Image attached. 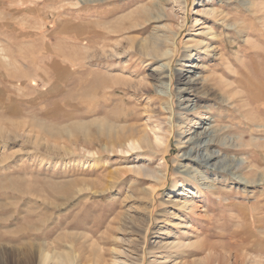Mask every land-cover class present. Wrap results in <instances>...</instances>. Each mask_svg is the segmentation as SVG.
Listing matches in <instances>:
<instances>
[{"label":"rangeland","instance_id":"374dc122","mask_svg":"<svg viewBox=\"0 0 264 264\" xmlns=\"http://www.w3.org/2000/svg\"><path fill=\"white\" fill-rule=\"evenodd\" d=\"M105 116L109 139L81 127ZM101 249L264 264V0H0V264Z\"/></svg>","mask_w":264,"mask_h":264},{"label":"bare ground","instance_id":"6f19581e","mask_svg":"<svg viewBox=\"0 0 264 264\" xmlns=\"http://www.w3.org/2000/svg\"><path fill=\"white\" fill-rule=\"evenodd\" d=\"M109 24V23H108ZM149 46V45H148ZM191 72H187V73H181V82L183 83V84H181V86H180V88H179V90L182 92V93H187L188 91H190V85H195L196 84V82L198 81L197 80V78H194L193 77V75L191 76V75H189ZM169 77V76H168ZM193 77V78H192ZM171 82V81H170ZM199 84V83H198ZM197 85V84H196ZM168 86V85H167ZM190 86V87H189ZM192 88V87H191ZM186 99V98H185ZM188 99V98H187ZM183 101V100H182ZM185 101V100H184ZM187 101V100H186ZM228 103V102H227ZM198 109V108H197ZM183 110H185V111H188V113H189V109L187 108V107H185V108H183ZM68 116V115H67ZM114 124H112L110 121H109V118L107 119V117L105 116V118H104V120L103 121H98V120H93V121H89V122H87V123H83V125H81V127L84 129V131H87L88 133H93V132H96V134L99 136V138L100 139H109L110 137H113V133L112 132H114V131H112L113 129H114V127L115 126H113ZM207 126H209V125H207ZM201 128L203 129V127H202V124H201ZM88 129V130H87ZM123 131H128L129 132V129H132L131 128V126H122V128H121ZM119 134V133H118ZM117 135V134H116ZM200 135V137L198 138V141L197 142H195V143H193V147H191L190 149H188V151L187 152H185L184 154H183V157L185 158V159H188V160H192V161H194L195 163H197V165H200V166H206V165H210V163L212 162V161H214V160H217V159H219L220 157H219V155L215 152V151H208V149H209V147L212 145V144H214V142H215V138L217 137V135H216V132L213 130V129H207V128H204L203 130H202V132L199 134ZM120 137V136H119ZM120 139V138H119ZM145 140V142L147 143V146L146 147H149V143H150V141H151V145L153 146L154 145V143H153V140L151 139H148V138H145L144 139ZM158 139H156V141H157ZM155 141V140H154ZM160 142V141H159ZM136 143V142H135ZM140 143V142H139ZM141 143H143L144 144V141L142 142L141 141ZM160 144V143H159ZM162 145V144H161ZM246 145V144H245ZM157 146V145H156ZM120 147V146H119ZM130 147H132V146H130ZM135 148V147H134ZM123 150V149H122ZM221 160L222 161H220L219 162V165L217 164V165H214V167H218L219 166V168H220V165L221 166H223V167H227L228 168V166H227V163L228 164H230L229 162H228V160H227V158H222L221 157ZM235 163H237V164H239V166L241 165V163H242V161L241 160H235ZM221 169V168H220ZM145 170V169H144ZM219 170V169H218ZM146 171V170H145ZM167 171H168V169H167ZM196 170H191V169H185V170H180V174H184L187 178L189 177V178H194V179H196V175L197 174H199V172L198 171H196ZM149 172V171H148ZM152 171H150L149 172V176L151 177H154L153 176V173H151ZM168 176V173H166V177H165V179L166 178H168L167 177ZM155 178V177H154ZM200 178H202V177H200ZM193 179V180H194ZM192 180V181H193ZM198 180V179H197ZM201 180V179H200ZM204 180V179H203ZM57 192V191H56ZM119 215V214H118ZM117 215V216H118ZM114 219V218H113ZM117 220V219H116ZM80 224V223H79ZM80 226H81V224H80ZM79 228V227H78ZM81 229V228H80ZM101 238V237H100ZM99 238V239H100ZM110 241V240H109ZM111 241H112V239H111ZM112 244V243H111ZM217 248V247H216ZM232 250V249H231ZM99 252V253H98ZM98 252H95L94 254H93V258H95V260L93 259V260H86V262L84 263V264H88L89 262H90V264H101V260H104V259H102V258H104V257H102L103 256V254H105L104 252L102 253V249L100 250V251H98ZM211 252V251H210ZM225 252V251H224ZM100 253L102 254V256L100 255ZM227 253V252H226ZM230 253H232V252H230ZM107 254V253H106ZM105 254V255H106ZM215 255V254H214ZM227 255V257H231L230 255L231 254H226ZM113 256V255H112ZM219 256V255H218ZM80 257H81V255L80 256H72L71 254H68V255H66L65 257H58V258H56V260H54V258L52 257L51 258V256H49V255H44L43 256V258H42V260H41V264H46L47 262H49V260H51L52 261V264H81L80 263ZM220 257V256H219ZM218 258V257H217ZM228 258V259H229ZM81 259H83L82 257H81ZM116 259V258H115ZM239 258H236V260L235 261H233V264H240V262H239V260H238ZM241 259V258H240ZM101 261V262H100ZM94 262V263H93ZM231 263V262H230ZM103 264V263H102Z\"/></svg>","mask_w":264,"mask_h":264}]
</instances>
